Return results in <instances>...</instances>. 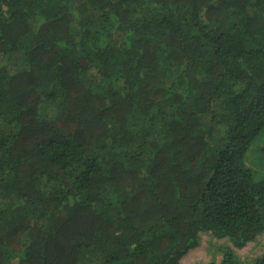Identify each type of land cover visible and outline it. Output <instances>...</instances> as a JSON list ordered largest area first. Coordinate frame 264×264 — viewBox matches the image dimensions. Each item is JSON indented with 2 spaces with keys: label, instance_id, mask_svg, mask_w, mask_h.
Returning a JSON list of instances; mask_svg holds the SVG:
<instances>
[{
  "label": "trees",
  "instance_id": "trees-1",
  "mask_svg": "<svg viewBox=\"0 0 264 264\" xmlns=\"http://www.w3.org/2000/svg\"><path fill=\"white\" fill-rule=\"evenodd\" d=\"M262 133L264 0H0V264L244 247Z\"/></svg>",
  "mask_w": 264,
  "mask_h": 264
},
{
  "label": "rangeland",
  "instance_id": "rangeland-1",
  "mask_svg": "<svg viewBox=\"0 0 264 264\" xmlns=\"http://www.w3.org/2000/svg\"><path fill=\"white\" fill-rule=\"evenodd\" d=\"M262 146H264V133L253 143L248 160L260 178L264 177V151L260 149ZM199 237L198 246L185 255L183 262L186 258L191 259L192 262L189 264H208L212 260L220 262L224 255L223 248L227 250L233 248L245 264H251L252 259L264 253V234L257 240L248 242L244 247L234 245L228 238L215 237L210 232H200Z\"/></svg>",
  "mask_w": 264,
  "mask_h": 264
},
{
  "label": "clouds",
  "instance_id": "clouds-1",
  "mask_svg": "<svg viewBox=\"0 0 264 264\" xmlns=\"http://www.w3.org/2000/svg\"><path fill=\"white\" fill-rule=\"evenodd\" d=\"M250 242H251V241H250ZM190 250H191V249H190ZM190 250H189V251H190ZM189 251H188V252H189Z\"/></svg>",
  "mask_w": 264,
  "mask_h": 264
}]
</instances>
